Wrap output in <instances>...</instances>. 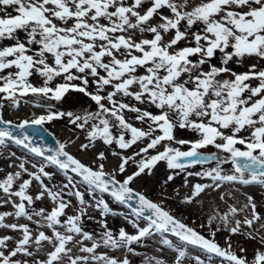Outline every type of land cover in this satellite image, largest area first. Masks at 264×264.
Returning a JSON list of instances; mask_svg holds the SVG:
<instances>
[{
  "label": "snow or ice",
  "instance_id": "1",
  "mask_svg": "<svg viewBox=\"0 0 264 264\" xmlns=\"http://www.w3.org/2000/svg\"><path fill=\"white\" fill-rule=\"evenodd\" d=\"M0 42H8L0 44V148L11 142L43 158L39 164L31 163L35 171H29L26 157L8 153L9 159L19 161L9 167L19 170L0 178V207L11 204L14 209L0 212V229L21 236L0 235V264H131L127 256L119 258L97 250L126 248L138 254L131 245L157 234L162 245L178 253L174 264H183L188 246L203 252L208 264L213 258L220 264H264V215L257 211L252 196H247L242 208L229 205L227 212L210 215L206 236L131 187L142 174L150 176L159 162H165L169 170L185 172L211 161L216 162L215 167L187 172L185 186L187 177L193 175L211 183L194 184L184 203H192L206 189L216 190L225 183L264 187V0H0ZM230 64L237 68L247 65V70L237 72ZM34 75L41 78L40 86L31 82ZM57 78L63 82L53 85ZM70 91L88 97L96 109L61 111L48 105L45 115L32 119L14 123L3 118L6 106L18 108L22 101L29 103L25 97L60 102ZM146 104L159 111L137 106ZM34 106L44 107L39 103ZM125 113H135L134 119L142 127L130 123ZM63 118L76 128L87 127L88 143L82 144L81 150L97 140L105 145L115 143L122 150L147 142L133 155L114 152L121 162L106 172L103 152L96 158L101 163L93 167L71 155L66 143L59 140L55 148L35 145L34 134L46 132V123ZM177 127L191 131L197 139L177 140ZM162 142L163 151L150 154L149 150ZM173 142L181 147H174ZM185 145L187 150H181ZM208 146L218 151H201ZM219 152L227 155L220 157ZM129 162L136 170L117 179ZM226 163L232 165L230 174L222 168ZM48 166L60 170L66 183L45 184V178L53 179V173L46 171ZM23 174L30 178L22 179ZM174 178L169 174L165 183ZM33 181L40 188L35 195L28 192ZM78 184L86 187L101 215L116 213L97 193L128 204L136 218L130 222L137 233L128 234L121 228L114 235L105 225L97 240L85 231L82 217L89 202ZM45 196L54 206L50 210L34 207ZM66 196L78 200L75 214L66 211L72 207ZM133 197L138 207L129 204ZM245 209H250L249 214L237 218ZM9 216L33 221L35 232L28 224L7 223ZM140 218L146 226H139ZM221 230L229 234L224 246L215 239ZM238 234L260 243L251 259L243 247L239 254L233 250L231 237ZM168 236L179 243L174 244ZM85 241H90V246ZM45 244L51 250L40 259ZM74 248L79 254L73 253ZM192 259L195 264H205L199 255ZM153 262L166 264L156 258H147L145 264Z\"/></svg>",
  "mask_w": 264,
  "mask_h": 264
},
{
  "label": "rangeland",
  "instance_id": "2",
  "mask_svg": "<svg viewBox=\"0 0 264 264\" xmlns=\"http://www.w3.org/2000/svg\"><path fill=\"white\" fill-rule=\"evenodd\" d=\"M21 36L23 37V34H21ZM168 38H170V35L166 36V39ZM3 43H8V42H0V44ZM181 46H183V44H181ZM252 62L254 61H248L247 63H252ZM229 66L233 67L234 70L237 72H243L247 70V65L239 68L231 64ZM30 80L35 86H40L42 83L41 78H39L36 75L30 77ZM62 82H63L62 79L57 78L53 82V85L55 83H62ZM76 83L79 82L77 81ZM24 100L29 101V103H24L23 101L21 102L20 107L24 108L23 111H19V115H17L15 118H8L7 120H11L14 123H18L24 120L25 116L34 118L37 115L38 116L45 115L47 113L48 105H52L53 110H61V111L71 110V111L81 112L84 109H88L91 111H94L96 109L95 103L92 102L88 97L84 96L82 93L72 92V91L66 94L63 100L60 102H57L55 100H47V99L38 100L36 97H33L31 95L25 97ZM125 102H129L127 98H125ZM131 102L136 103L135 101H131ZM36 103L42 104L44 105V107L34 106V104ZM137 106L141 108H147L148 110L153 111L154 113H157L159 111L158 109H155L154 106H150L147 104L137 105ZM6 107L9 110H15V107H11V106H6ZM134 117H135V113H125V118L130 123H132L136 127H142L141 123L139 121H136ZM44 127L47 128L55 136L57 140L66 143V145L70 149H73L76 144L78 146L81 144L88 143V140L86 139V132L88 130L87 127L86 129L76 128L74 125L68 122L67 118L54 119L53 121L46 123ZM143 127L146 129L147 125L145 124L143 125ZM53 131H55V133ZM113 131L114 133L116 132L115 129ZM174 135L177 140L197 139V136L194 133H192L187 129H180L179 127L175 129ZM127 138H130V134L126 135V139ZM146 142L147 141L138 142V144L132 146V148H129L127 150H122L115 143H113L112 145H105L101 140H97L87 150H81V148H78L79 150L73 151L72 152L73 154L71 155H73L76 158L82 159L86 163V165L95 167L96 164L101 163V161H98L96 159L98 153L103 152L106 157V159L102 161V163H104L105 166L104 170L106 172H111L121 162L120 157L113 155L114 152H119L121 153V155H133L134 152L138 151L139 147L143 146V144ZM173 146L181 147L180 145L175 144L174 142H173ZM187 147L188 146L185 145L181 148V150H187ZM159 151H163V142L161 145L157 146L155 150H149L150 154H156V152ZM201 151L205 153H213V152H217L218 150L212 146H208L206 149H202ZM9 152H15L16 157H26L30 161V163L26 165L29 171H35V169H32L31 163L39 164L43 161V158L35 157L33 154L27 153V150H24L12 144L11 142H8L7 147L0 148V178H3L8 172H15L19 170L17 167H9V164L19 163V161H17L15 157H12L11 159L8 158ZM218 155L220 157H223L227 154L219 152ZM137 159H139V157H137ZM215 166H216V162L211 161L204 165L191 166L185 172H179V170H169L167 169L165 162H159L153 168L152 174L150 176L142 174L140 177H138L132 182L131 187L135 189L137 192L143 193L148 199L152 200L153 202L161 204L163 208L169 211L175 218L183 221L188 226L196 228L202 234L207 236L209 234V228L207 227L208 217L212 215L214 212H216V210L211 209L210 211L207 212L201 210V208H199L198 206L199 204L197 203V198H195L192 203H184L183 200L186 196H190L192 193V191L188 190L187 188L191 178H194L196 183H211V181L207 178H201L193 175L187 177V185L185 186V176L187 172L195 173L206 169H210ZM222 168L225 173L230 174L232 170V165L230 163H226L222 165ZM135 170H136L135 165L132 162H129V164L126 165V172L123 174H118L117 179L123 180L125 176L131 174ZM46 171L53 173V179L49 181L48 179L45 178L44 179L45 184H48L50 187H52L53 185H61L62 183H66L63 173L60 170H58L55 166H48L46 168ZM177 172H179V174H176ZM169 174H173L175 178L172 181L165 183L167 176ZM69 175L74 176V174L70 172ZM29 178L30 177L27 174L22 175V179H29ZM238 186H242L246 189L256 188V190H253V193L251 191L247 192L248 193L247 196L250 195L254 198V201L257 205V211H259L258 209L261 207H262V211L264 210V187H261L258 184H252V185L238 184ZM258 186L260 187L258 188ZM78 188L81 192H84L85 194L84 198L86 201L89 202V206L87 208V214L82 217L83 228L85 231L92 233L97 240H99L100 234L105 230V225L107 226V230L112 231L114 235H118L119 230L121 228H123L128 234L137 233V229L134 228L133 224L130 222L131 220H134L136 218L131 215V210L126 205L116 202L107 193L105 194L97 193L98 197L102 195V198L109 204L110 208L114 210V212L116 213L114 215L113 214L101 215L100 209L93 206L94 202L92 201V198L87 194L86 187L83 184H78ZM39 191L40 188L38 182L33 181L32 185L28 189L29 194L35 195ZM0 195H2V193H0ZM65 199H70L72 203V207L68 208L66 211L70 215L75 214L77 208L79 207L78 200L75 197H67V196L65 197ZM53 206H54L53 202L47 196H45V198H43L40 201H36L34 205V207H36L37 209L39 207H45L48 210H50ZM243 206L244 205L242 204L241 207ZM0 212H14V209L11 204H4L2 207H0ZM237 218L242 219L243 215L239 214ZM36 219H37L36 217L33 218V220ZM6 222L17 223V224H28L29 227L34 230V232L37 227L33 221H29L24 217L16 218L14 216H9L6 218ZM138 223L140 227L146 226V221H144L142 218L139 219ZM202 224L206 226L204 228H201L200 225ZM213 227H215V223ZM256 227H258V225H256ZM44 229L47 228H41L40 230H44ZM48 232L50 231L48 230ZM4 234L11 235L15 239H19L21 236L19 232H13L7 229H0V235H4ZM228 235L229 234L227 232L221 230L217 232L215 239L221 246H224L225 237ZM168 238L171 239L174 242V244L179 243V241L175 237L168 236ZM151 239H159V234L154 235L152 237L144 238L141 243H134L133 245H131V247H133L135 249V252L138 254L129 253L127 252L126 248L115 249V251L117 252L116 254L118 256L127 254V257L131 261V264H144V262L141 263L139 256H147L153 253L155 250H156L155 252L158 251L156 246H154L152 242L149 241ZM231 240L233 244V250L239 254V248L243 247L244 249H246L245 255H247L249 259L253 257L255 250L261 247L258 240L248 239L245 236L239 234L233 235L231 237ZM140 244H143V246L147 247V249L141 250L142 248L139 247ZM158 248H160V250H163L165 252L170 251L172 253L178 254L172 248L162 244ZM50 250L51 247L45 244L44 248L38 254L39 258L40 259L45 258V253ZM186 252H187V257L191 258V260L190 263H188L186 262V259L188 258H186L183 260V264H195V261L192 258L194 256H197L196 253H198L201 259L205 260V264H208L207 256L200 250L187 247ZM73 253L78 254V252L74 249H73ZM212 264H220V260L218 258H213Z\"/></svg>",
  "mask_w": 264,
  "mask_h": 264
},
{
  "label": "bare ground",
  "instance_id": "3",
  "mask_svg": "<svg viewBox=\"0 0 264 264\" xmlns=\"http://www.w3.org/2000/svg\"><path fill=\"white\" fill-rule=\"evenodd\" d=\"M24 108L22 107H18L15 108V110H9L7 107H5L3 109V118L5 120H7L8 118H15L17 115H19V111H23ZM18 110V111H17ZM38 116V115H37ZM40 116V115H39ZM36 117V116H35ZM24 119H32V117H27L25 116ZM55 133V131H53ZM82 145V144H81ZM81 145L77 144L75 145V147L73 149H70L68 146L66 147V151H68L70 154H73V151H77L79 150L78 148H80ZM79 159L82 163L86 164L82 159ZM196 183L194 178H191L189 181V184L187 186L188 190L192 191V187L193 184ZM238 184L235 183H225L224 185H222V187H220L219 189L213 190V188H208L206 189L203 193H201L197 198V203L199 204V208H201V210L204 211H210L211 209H214L216 211H218L219 213H225L228 210V206L229 205H233L235 207L242 208L241 205L246 204L247 203V195L249 191H251L253 193V190H256V188L253 189H246L242 186H238ZM260 186H258L259 188ZM252 188V187H250ZM221 196H223V200L220 198ZM125 205V204H124ZM131 210V209H130ZM259 213H261V215H264V210L262 211V207L258 209ZM261 210V211H260ZM250 212V209H245L244 212L240 213L241 215H248ZM43 231H45L47 234L51 235V232H48L47 229H44ZM152 240V241H151ZM149 240L150 242H152V244L154 246H156L157 248V252H153L150 255L147 256H139L140 257V261L141 263L146 262L147 258H156V259H163L166 264H174V260L175 257L177 256V254L172 253L170 251H163L160 250L161 243H160V236L159 239H151ZM85 244L89 245L91 244L90 241H85ZM69 247H72V245H69ZM140 248H142L141 250H145L147 249V247L143 246V244L139 245ZM188 248H192L191 246H188ZM194 249V248H193ZM74 250H76L78 252V250L76 248H74ZM99 253H107L110 256H115V257H119V258H123L124 256H127V254H123L122 256H118L115 251V249H111V248H105V247H101L97 250ZM79 254V253H78ZM198 255V253H196ZM186 258H188L186 256ZM185 258V259H186ZM191 258L186 259V262L190 263ZM154 264V262H153Z\"/></svg>",
  "mask_w": 264,
  "mask_h": 264
},
{
  "label": "water",
  "instance_id": "4",
  "mask_svg": "<svg viewBox=\"0 0 264 264\" xmlns=\"http://www.w3.org/2000/svg\"><path fill=\"white\" fill-rule=\"evenodd\" d=\"M45 128V127H44ZM47 131L43 133H36L33 135V141L36 146H44L45 148L47 147H52L55 148L57 146V139L55 136L47 129ZM19 130L14 129V132H18ZM28 131L31 133L32 129H28ZM51 153H47L46 155H50ZM210 154V153H206ZM42 158V157H40ZM132 207H138V200L137 198L133 197V199L129 202ZM129 209H131L128 204H125ZM149 213H145V215H148Z\"/></svg>",
  "mask_w": 264,
  "mask_h": 264
}]
</instances>
